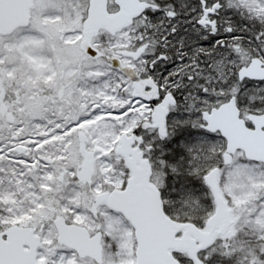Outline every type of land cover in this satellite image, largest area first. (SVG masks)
Here are the masks:
<instances>
[{
    "label": "snow or ice",
    "instance_id": "6c2138e0",
    "mask_svg": "<svg viewBox=\"0 0 264 264\" xmlns=\"http://www.w3.org/2000/svg\"><path fill=\"white\" fill-rule=\"evenodd\" d=\"M0 264H264V0H0Z\"/></svg>",
    "mask_w": 264,
    "mask_h": 264
}]
</instances>
